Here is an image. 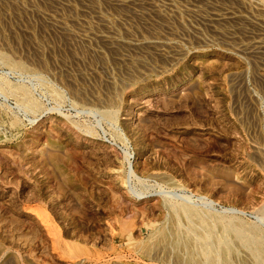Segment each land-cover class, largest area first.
I'll return each mask as SVG.
<instances>
[{
	"label": "rangeland",
	"instance_id": "rangeland-1",
	"mask_svg": "<svg viewBox=\"0 0 264 264\" xmlns=\"http://www.w3.org/2000/svg\"><path fill=\"white\" fill-rule=\"evenodd\" d=\"M127 1L0 0V264H264V0Z\"/></svg>",
	"mask_w": 264,
	"mask_h": 264
},
{
	"label": "bare ground",
	"instance_id": "bare-ground-1",
	"mask_svg": "<svg viewBox=\"0 0 264 264\" xmlns=\"http://www.w3.org/2000/svg\"><path fill=\"white\" fill-rule=\"evenodd\" d=\"M132 0H128L127 2H131ZM250 49H251V53H253V54H264L263 52H264V43H260V42H257V43H255L252 47H250ZM262 59H264V58H262ZM264 61V60H263ZM114 172H118V170H114ZM124 182V181H123ZM147 197H143V198H141V199H146ZM186 214H191V215H193L194 213L193 212H191L189 209H185V210H183ZM27 213H37V212H35V210H33V209H31V210H28V211H26ZM193 213V214H192ZM38 214V213H37ZM38 218L40 219V221H41V223L43 224V225H45L46 227H47V229H48V231L50 230L51 231V233L53 234V239H54V241H55V234L53 233V231L51 230L52 229V224H51V222L48 220V222H46V221H44V219H43V217L40 215V214H38ZM178 238V237H177ZM53 241V242H54ZM187 241L188 240H183V239H179L178 238V240L176 241V243L173 245L174 246V248H187L188 247V244H187ZM83 253H84V250H83ZM264 256V255H263ZM85 259H87V260H91V257H86ZM185 264H200V262L198 261V259L197 258H195L193 255L191 256V258H188L187 260H185Z\"/></svg>",
	"mask_w": 264,
	"mask_h": 264
}]
</instances>
